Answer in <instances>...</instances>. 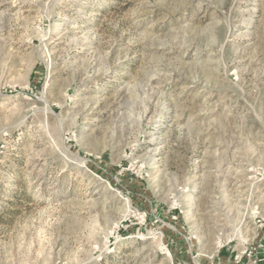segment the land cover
I'll use <instances>...</instances> for the list:
<instances>
[{
	"label": "rangeland",
	"instance_id": "374dc122",
	"mask_svg": "<svg viewBox=\"0 0 264 264\" xmlns=\"http://www.w3.org/2000/svg\"><path fill=\"white\" fill-rule=\"evenodd\" d=\"M0 264H264V0H0Z\"/></svg>",
	"mask_w": 264,
	"mask_h": 264
}]
</instances>
